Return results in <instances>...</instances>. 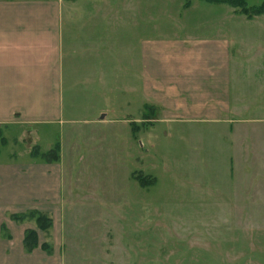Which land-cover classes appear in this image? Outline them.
<instances>
[{"label": "rangeland", "instance_id": "1", "mask_svg": "<svg viewBox=\"0 0 264 264\" xmlns=\"http://www.w3.org/2000/svg\"><path fill=\"white\" fill-rule=\"evenodd\" d=\"M191 1H72L100 17L64 29L60 117L0 127V163L53 216L62 264H264V13ZM189 34L229 39L226 69L198 64L228 112L177 82L138 85L142 68L176 67L146 58L145 36ZM56 143L57 161L30 154Z\"/></svg>", "mask_w": 264, "mask_h": 264}, {"label": "crops", "instance_id": "2", "mask_svg": "<svg viewBox=\"0 0 264 264\" xmlns=\"http://www.w3.org/2000/svg\"><path fill=\"white\" fill-rule=\"evenodd\" d=\"M72 1L74 0H0V127L29 125L60 117L64 29L72 27L74 20L78 23V17L83 20L88 11L79 6L75 8L76 4ZM96 6L97 4H93L92 11L87 13L93 19L95 14H100ZM230 45L229 39L223 34H189L156 39L145 36L142 53L144 50L146 58L148 48L149 51L156 49L161 56L155 55L152 61L156 57L163 58L176 67L164 72L160 68H142V78L137 81L138 85L144 94H148L150 84L163 86L166 91L170 84L177 82L188 86V93L198 94L200 100L225 102L222 112H228L230 108L224 93H210L213 90L209 88L219 82L213 76L215 73L208 74L207 78L210 80L198 82L205 71L198 64L207 63L202 62L203 55L221 58L216 63L208 60L211 65L209 70L221 73L227 68L225 58L231 56ZM193 72L201 73V76H196L197 81L191 78L194 76ZM205 83L212 85L205 89ZM197 85L200 87L198 92ZM17 172L18 165L14 162L0 163V264H62L55 220L49 211L37 205L35 192L21 188ZM33 209L46 212L52 218L48 240L43 236L48 232L38 229L34 221L31 224L29 220L15 221L10 217L13 213ZM28 228L37 232L38 244L31 251H26L23 246L24 232ZM43 242L50 244L51 252L41 248Z\"/></svg>", "mask_w": 264, "mask_h": 264}, {"label": "trees", "instance_id": "3", "mask_svg": "<svg viewBox=\"0 0 264 264\" xmlns=\"http://www.w3.org/2000/svg\"><path fill=\"white\" fill-rule=\"evenodd\" d=\"M184 7H189L192 3L191 0H182ZM209 4H225L228 5L237 11V13L244 15L248 19H251L255 16L262 15L264 13V0L257 5H248L246 0H200ZM0 139L4 140L2 137V131L0 128ZM59 143H56L52 148L47 151L40 152L39 149L34 146L30 151L32 157H40L45 162H54L59 159ZM141 182L144 183V180L141 179ZM10 217L15 221H24L33 219L38 229L41 231H48L52 226V218L46 213L36 209L28 210L26 212L13 213ZM38 244L37 232L35 229H26L23 237V246L26 251H31ZM41 248L46 252H51V246L47 242L41 243Z\"/></svg>", "mask_w": 264, "mask_h": 264}]
</instances>
